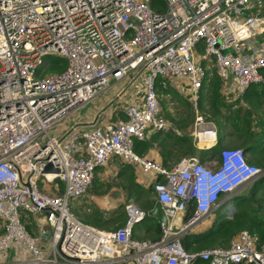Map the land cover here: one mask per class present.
I'll use <instances>...</instances> for the list:
<instances>
[{
	"label": "built area",
	"instance_id": "1",
	"mask_svg": "<svg viewBox=\"0 0 264 264\" xmlns=\"http://www.w3.org/2000/svg\"><path fill=\"white\" fill-rule=\"evenodd\" d=\"M57 56L65 67L42 74ZM212 68L230 100L264 85V0H163L162 9L150 0H0V264H190L196 255L207 264H264V243L246 229L228 246L196 253L180 240L264 174L242 147L221 148L212 165L194 155L172 167L134 149L172 129L158 93L169 85L191 103L196 147L216 143L217 127L199 106ZM126 76L141 86L124 117L106 128H55ZM113 157L150 176L145 184L168 218L157 239L132 236L147 215L134 202L124 203L125 222L114 229L73 214ZM48 162L57 171H44Z\"/></svg>",
	"mask_w": 264,
	"mask_h": 264
},
{
	"label": "trees",
	"instance_id": "2",
	"mask_svg": "<svg viewBox=\"0 0 264 264\" xmlns=\"http://www.w3.org/2000/svg\"><path fill=\"white\" fill-rule=\"evenodd\" d=\"M150 3L152 7L163 8V0H150ZM65 65V58L57 56L53 59L47 58L40 70L42 74L52 73L63 69ZM220 87L221 80L218 74L213 68L208 69L203 81L199 106L217 125V141L213 146L196 147L192 136L186 131L192 121V112L187 110L183 120H178L176 124L177 129L180 128L181 131L155 130L147 138L136 140L134 149L142 155L149 154L152 148L155 149L161 163L167 167H172L185 156L194 155L198 156L200 161L213 162L220 149L227 146L228 136H232L233 145L242 147L248 154L247 160L264 168V85L251 84L240 97L231 102L221 92ZM174 90L169 85L158 89V93L166 97ZM255 111H260L261 114L256 116ZM121 117H124V113ZM136 169L130 163L120 160L115 177L120 178L125 199L138 202L141 208L148 211L154 204L156 196L151 185L139 182ZM96 182L97 178L94 177L92 189L97 187ZM77 200L71 210L77 218L87 224L103 229H114L125 222L126 215L122 202L111 208H101ZM230 200L234 203V210L230 212L229 217H225L221 212V206L209 227L199 231L188 230L181 235L180 240L186 250L196 253L208 247L228 246L230 240L242 229L255 235L257 246L264 243V174L255 179L246 192L236 193ZM189 213L186 212L185 218ZM161 233L160 223L146 215L134 225L132 236L137 239H157ZM112 264L128 263L118 261ZM190 264H207V261L196 255Z\"/></svg>",
	"mask_w": 264,
	"mask_h": 264
},
{
	"label": "rangeland",
	"instance_id": "3",
	"mask_svg": "<svg viewBox=\"0 0 264 264\" xmlns=\"http://www.w3.org/2000/svg\"><path fill=\"white\" fill-rule=\"evenodd\" d=\"M122 84L123 85L126 84L128 86L127 95H129V96H133L135 93H137L140 89V86H141V83H139V81H137V80L133 81V82L131 80H120V81L113 82L109 86V88H107L105 90V94L102 93L98 97L96 96V98L93 99L92 101H89L88 103H86L80 109V111L77 115V118H78V116H81V118H84L82 116H85L84 113L86 111L88 113H92V112L94 113V112L99 111L101 109V107L104 106V104H105V103H101V101L111 99V96L114 94L115 90H119L121 88ZM111 91L113 93L108 97V95ZM125 98H127V97H124L123 101ZM116 101H118V100H116ZM123 101H122V99H119V102H123ZM228 101H229V99H228ZM232 101H234V99ZM160 102H161V106L163 109V114L168 119V121L170 122V127H172V130L177 129V127H176L177 121L183 120V118L185 116V112L187 110L192 112V121H191L190 127L186 130L187 133H190L192 130V126H193L194 112H193V109H192V106H191L189 99L187 97L180 95L176 90H174L173 92H169V94L166 97H164L163 95L162 96L160 95ZM230 102H231V100H230ZM242 104H243V101H242ZM200 113H202L204 115L206 120H211L208 118V116H206V114H205L206 112L204 111V109L202 107L200 109ZM260 114H261L260 111H255L256 116L260 115ZM67 118H65L63 121H61L59 124H57L55 126V128L59 127L60 125L67 126L68 122H69L68 124H71L74 122V117L72 115H70ZM214 124H215V126H217L215 122H214ZM65 128L66 127H64V129ZM178 130L181 131L180 128ZM226 142H227L226 147L234 146L232 136H228V138L226 139ZM151 155H153V153ZM119 162H120V160L117 157H113L111 162H109L106 167H102L100 170H98L96 175H95V177L97 178V182H96L97 187L95 189H92V184H93V182H92L90 187L84 193V195L81 196L77 201L78 202H84V203L85 202L91 203L92 205H96V206H100V207H110L111 206L110 202H114V203L134 202L139 207H141L138 202L133 201L131 199L130 200L125 199L126 198L125 192L121 186L120 178L115 177V175H116L115 172H116V169L118 167ZM206 163L208 165H212L211 163H213V162L212 161H206ZM252 182L253 181L245 183L242 187L239 188L237 193L246 192L249 185ZM144 185H145V182H144ZM228 202H229V204H227V205L223 204L222 208L220 206L221 212L224 213L225 217H229L231 214L230 212L234 210L233 201L230 200ZM87 211H89V208H87ZM200 225H201V222L196 226V228L201 229L202 226L200 227Z\"/></svg>",
	"mask_w": 264,
	"mask_h": 264
},
{
	"label": "crops",
	"instance_id": "4",
	"mask_svg": "<svg viewBox=\"0 0 264 264\" xmlns=\"http://www.w3.org/2000/svg\"><path fill=\"white\" fill-rule=\"evenodd\" d=\"M129 77L126 76L120 80H129L128 79ZM119 80V81H120ZM113 83V82H112ZM110 83V85L112 84ZM109 85V86H110ZM109 86L107 88H109ZM106 88V89H107ZM105 89V90H106ZM105 90L103 92H101L100 94L97 95V97L99 95H101L102 93L105 94ZM127 92H128V86L125 84V85H121V88L119 90H115L114 94L111 96V99H107V100H104V101H101V103H105L104 106L101 107V109L97 112H92V113H88L87 111L84 113L85 116H82L84 118H81V116H78L77 118V115L80 111V109L78 111H75L74 113L70 114L74 117V122L71 123L73 124L72 126H75L77 128H88L89 126H93V125H99L101 126L102 128H106L108 125H111L113 124L114 122H116L118 119L122 118L121 115L123 114V111H122V108L124 107V105H126L132 98V96H129L127 95ZM113 92L111 91L108 95V97L112 94ZM124 97H127L124 99L123 101V98ZM96 98V97H95ZM94 98V99H95ZM119 99H122L123 102H119ZM118 100V101H116ZM92 101V100H91ZM86 108V107H85ZM84 109V108H83ZM69 115V116H70ZM68 116V117H69ZM68 119V118H67ZM69 123V122H68ZM67 123V126H64V127H70L71 124H68ZM62 125H60L57 129L58 130H61V129H64ZM150 153L152 154H156V150L155 149H151L150 150ZM149 153V154H150ZM247 154V153H246ZM248 156V154H247ZM136 175H137V179L139 180V182L143 183L144 182L146 183L149 179H150V176L147 175L146 173H144L143 171L139 170V169H136ZM146 185V184H145ZM117 203H114V202H110V207L108 208H111L113 206H116ZM101 208H104V207H101ZM107 208V207H105ZM220 208H217L215 209L214 211H212L211 213H209L202 221H201V225L200 227L202 226V228H196L198 231L199 230H203L207 227H209L213 221V219L215 218L216 214H217V211L219 210ZM193 229V230H196V229Z\"/></svg>",
	"mask_w": 264,
	"mask_h": 264
},
{
	"label": "water",
	"instance_id": "5",
	"mask_svg": "<svg viewBox=\"0 0 264 264\" xmlns=\"http://www.w3.org/2000/svg\"><path fill=\"white\" fill-rule=\"evenodd\" d=\"M51 170L57 171V169L53 167L52 163L48 162L44 166V171H51ZM147 216H149L150 218H154L157 222H159L163 225L168 224V218L164 212L163 206H162L161 202L157 199L155 200L152 207L148 209ZM171 222L173 225L179 226L180 217L177 216V217L173 218ZM39 234L43 237H48L49 231L48 230H41V231H39Z\"/></svg>",
	"mask_w": 264,
	"mask_h": 264
},
{
	"label": "clouds",
	"instance_id": "6",
	"mask_svg": "<svg viewBox=\"0 0 264 264\" xmlns=\"http://www.w3.org/2000/svg\"><path fill=\"white\" fill-rule=\"evenodd\" d=\"M230 100V99H229Z\"/></svg>",
	"mask_w": 264,
	"mask_h": 264
}]
</instances>
